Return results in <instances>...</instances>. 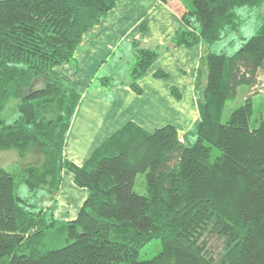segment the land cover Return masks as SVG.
I'll list each match as a JSON object with an SVG mask.
<instances>
[{"label": "trees", "instance_id": "obj_1", "mask_svg": "<svg viewBox=\"0 0 264 264\" xmlns=\"http://www.w3.org/2000/svg\"><path fill=\"white\" fill-rule=\"evenodd\" d=\"M160 1L183 25L165 45L134 42L128 85L141 93L139 79L163 52L202 45L199 118L182 136L173 125L150 132L128 123L78 166L65 159L64 144L82 93L58 69H78L86 34L117 0H0V152L20 158L28 188L16 195L15 175L0 167V264H264V118L250 126L253 96L264 94V23L235 54L213 50L240 26L236 9L264 0H190L191 8ZM242 85L244 104L226 117ZM64 169L88 193L70 222L53 205ZM139 174L143 195L135 190ZM60 226L66 244L47 249L48 233ZM211 234L221 239L217 253ZM154 239L159 252L140 260Z\"/></svg>", "mask_w": 264, "mask_h": 264}, {"label": "crops", "instance_id": "obj_2", "mask_svg": "<svg viewBox=\"0 0 264 264\" xmlns=\"http://www.w3.org/2000/svg\"><path fill=\"white\" fill-rule=\"evenodd\" d=\"M182 25L180 14L160 0H117L106 19L86 34L75 55L78 69L74 63L58 69L82 93L64 144L67 161L83 166L128 123L150 132L173 125L180 136L190 130L199 118L195 84L202 45H180L163 52L139 79L141 93L125 79L136 61L135 41L165 45ZM103 70L110 74L100 77ZM159 71L167 77H157ZM98 78L100 86L91 91ZM87 195L86 189L75 185L73 173L64 169L53 204L56 217L63 222L75 220Z\"/></svg>", "mask_w": 264, "mask_h": 264}, {"label": "rangeland", "instance_id": "obj_3", "mask_svg": "<svg viewBox=\"0 0 264 264\" xmlns=\"http://www.w3.org/2000/svg\"><path fill=\"white\" fill-rule=\"evenodd\" d=\"M184 2L190 3V0H183ZM236 12L239 15L241 20L240 26L237 30L231 31L223 39L219 40L213 45V50L218 53H223L227 56L235 54L244 42L256 34L259 28L264 23V7L249 8L243 7L236 9ZM109 71L103 70L100 73V77L108 76ZM123 73H119V76H124ZM264 79V77H261ZM126 80H130V75H126ZM101 79L96 80V84L91 88V91H94L100 86ZM113 83V81H112ZM99 84V85H98ZM261 89V88H260ZM263 89V88H262ZM257 88H254L256 91ZM264 92V90H263ZM248 93V88L245 85H242L238 88L237 94L233 100L228 103L226 109V117H229L231 112L244 104L245 97ZM15 102H12L7 114L12 115L14 113ZM253 114L250 119V126L255 127L259 123L261 118H264V94L253 96ZM5 114V115H7ZM217 154V152H216ZM0 167L6 169L10 173L15 175L16 189L15 193L18 196H25L28 188L26 184L22 181V165L20 158H17V155L13 151L0 152ZM135 190L139 194L146 193V176L145 174H139L136 178ZM209 242V245L212 247V250L217 253L221 250V239L216 234H211L206 236ZM66 244V233L62 226L48 233L46 238L47 249L61 248ZM161 244L159 239H154L147 243L144 247L141 248L139 253L140 260L152 259L160 250Z\"/></svg>", "mask_w": 264, "mask_h": 264}]
</instances>
